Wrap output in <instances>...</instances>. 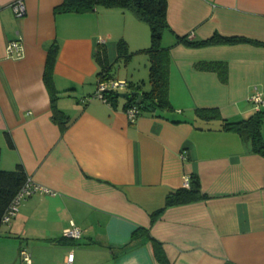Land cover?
<instances>
[{"label": "crops", "instance_id": "1", "mask_svg": "<svg viewBox=\"0 0 264 264\" xmlns=\"http://www.w3.org/2000/svg\"><path fill=\"white\" fill-rule=\"evenodd\" d=\"M15 1L0 0V167L21 164L43 190L1 225L0 264H27L22 250L30 264H63L68 253L73 264H162L147 234L132 238L137 228L161 244L167 264H264V157L249 140L221 130L223 120L255 112V92L264 99V0H167L161 40L170 53L174 111L165 119L142 113L134 122L124 102L113 107L93 97L94 52L103 46L113 67L117 41L133 52L146 49L149 27L118 8L55 13L62 0H23L25 14L16 18ZM216 34L261 45L179 40ZM15 40L22 50L7 53ZM53 42L54 105L67 116L64 130L52 119L43 80ZM198 61L224 62L226 80L196 69ZM198 108H214L219 117L199 118ZM183 175L196 177L209 198L168 207L151 223ZM70 222L81 229L79 239L63 238Z\"/></svg>", "mask_w": 264, "mask_h": 264}, {"label": "trees", "instance_id": "2", "mask_svg": "<svg viewBox=\"0 0 264 264\" xmlns=\"http://www.w3.org/2000/svg\"><path fill=\"white\" fill-rule=\"evenodd\" d=\"M96 7L118 8L131 13L139 22L146 24L150 31V43L146 49L137 51L144 53L148 58V83L149 88L144 90L142 82L128 83V97L124 99L123 110L128 107H136L139 115L148 113L157 118L165 119L166 113L173 112L174 109L169 101V62L170 53L168 47L161 45L162 33L168 29L167 22V0H62L61 4L54 9L55 13H87L95 10ZM190 46H201L209 43H243L250 42L261 45L257 42H252L243 37H221L214 35L208 40L200 42H191L186 38H180ZM117 60L127 59L128 54L127 44L123 39L117 41ZM58 53V46L52 43L46 57L43 80L45 87L49 93L52 103V119L64 130L68 122L67 116L63 114L54 103L57 99L55 84L53 80V67ZM94 59L99 70L97 72V80H115L112 77L111 65L108 63L106 49L100 46L94 52ZM195 68L199 70L217 71L221 81L226 80V66L221 61H198L195 63ZM96 80V84H97ZM118 91H108L105 97L111 106H116L119 95ZM195 114L199 118L206 120L216 119L219 117L218 111L214 108L196 109ZM264 123V110L255 111L246 119L236 122L223 120L221 130L234 132L242 138L249 140L251 151L264 157V138L261 135V126ZM6 144L9 148H13V142L8 133L4 135ZM1 156V150H0ZM29 178L25 169L21 164H16L11 170H4L0 167V227L3 224V217L7 210L11 207L13 201L23 187L27 184ZM190 187L171 190L164 198L163 206L150 215L152 223L159 214L166 208L189 204L201 200L208 199L205 193L201 191L199 181L196 177L190 176ZM140 234H147V240L153 247L156 258L167 264L163 254L161 244L154 238L148 235V231L144 228H137L132 233V238L138 237ZM65 239L66 238L63 236ZM74 240V239H71ZM230 264V263H225Z\"/></svg>", "mask_w": 264, "mask_h": 264}, {"label": "built area", "instance_id": "3", "mask_svg": "<svg viewBox=\"0 0 264 264\" xmlns=\"http://www.w3.org/2000/svg\"><path fill=\"white\" fill-rule=\"evenodd\" d=\"M11 9L16 18H21L25 14V4L23 0H16L12 3ZM22 50V45L19 40L11 41L6 46L7 53H18ZM126 82L122 80H97L96 89L93 93V97L99 99L100 101L109 104L105 93L108 91H118L123 87H126ZM249 101L254 104L255 111H259L262 106H264V99H262L261 94L255 92L252 96L249 97ZM128 121L134 122L136 118L139 116V111L136 107H128L124 110ZM190 176L183 175L181 178V187L189 188L190 187ZM42 191L43 189L39 186L33 184L30 180H28L27 184L23 187V189L16 196L13 201L11 207L7 210L6 214L3 217V224H8L12 218L16 215L19 203L31 196L36 191ZM63 236L70 239H79L81 237L82 231L81 229L75 225L73 222H70L69 225L63 229ZM22 260L30 264L31 258L30 254L22 250L20 252ZM73 253H68L63 264H73Z\"/></svg>", "mask_w": 264, "mask_h": 264}, {"label": "rangeland", "instance_id": "4", "mask_svg": "<svg viewBox=\"0 0 264 264\" xmlns=\"http://www.w3.org/2000/svg\"><path fill=\"white\" fill-rule=\"evenodd\" d=\"M150 36V34H149ZM161 45L162 40L160 41ZM132 49V48H131ZM128 54L130 55L126 60L120 59L118 63H114L111 69V73L116 75L121 80H124L128 83H143L142 88L147 90L149 88L148 83V58L144 53L141 52H133V50H128ZM128 87H123L118 90V93L127 92ZM118 102L123 103L124 99L119 98Z\"/></svg>", "mask_w": 264, "mask_h": 264}, {"label": "water", "instance_id": "5", "mask_svg": "<svg viewBox=\"0 0 264 264\" xmlns=\"http://www.w3.org/2000/svg\"><path fill=\"white\" fill-rule=\"evenodd\" d=\"M118 95H119V98H121V99H126L128 97V93H126V92L119 93Z\"/></svg>", "mask_w": 264, "mask_h": 264}]
</instances>
